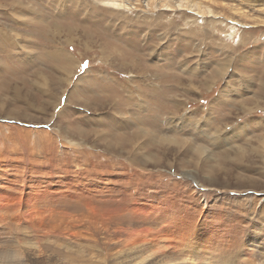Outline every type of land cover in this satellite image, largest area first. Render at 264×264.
Here are the masks:
<instances>
[{"label":"rangeland","instance_id":"1","mask_svg":"<svg viewBox=\"0 0 264 264\" xmlns=\"http://www.w3.org/2000/svg\"><path fill=\"white\" fill-rule=\"evenodd\" d=\"M142 251L264 264V0H0V264Z\"/></svg>","mask_w":264,"mask_h":264},{"label":"bare ground","instance_id":"2","mask_svg":"<svg viewBox=\"0 0 264 264\" xmlns=\"http://www.w3.org/2000/svg\"><path fill=\"white\" fill-rule=\"evenodd\" d=\"M137 254H139V257L141 258V260H140V262L139 263H136V264H142V262H144V261H147V259L151 256V253H143V251L142 252H139V253H137ZM245 257V256H244ZM139 258V259H140ZM163 259V258H162ZM227 262V261H226ZM134 264V263H133ZM163 264H165V263H163Z\"/></svg>","mask_w":264,"mask_h":264}]
</instances>
